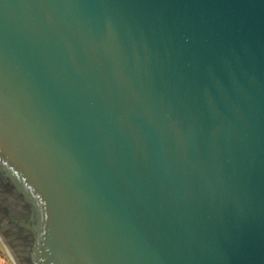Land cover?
<instances>
[{
  "label": "water",
  "instance_id": "water-1",
  "mask_svg": "<svg viewBox=\"0 0 264 264\" xmlns=\"http://www.w3.org/2000/svg\"><path fill=\"white\" fill-rule=\"evenodd\" d=\"M0 241L264 264V0H0Z\"/></svg>",
  "mask_w": 264,
  "mask_h": 264
},
{
  "label": "rangeland",
  "instance_id": "rangeland-1",
  "mask_svg": "<svg viewBox=\"0 0 264 264\" xmlns=\"http://www.w3.org/2000/svg\"><path fill=\"white\" fill-rule=\"evenodd\" d=\"M0 264H14L12 259L9 257L3 244L0 242Z\"/></svg>",
  "mask_w": 264,
  "mask_h": 264
},
{
  "label": "bare ground",
  "instance_id": "bare-ground-1",
  "mask_svg": "<svg viewBox=\"0 0 264 264\" xmlns=\"http://www.w3.org/2000/svg\"><path fill=\"white\" fill-rule=\"evenodd\" d=\"M1 242V241H0ZM2 243V242H1ZM4 246V245H3ZM5 248V247H4ZM7 251V250H6ZM8 253V252H7ZM9 255V254H8ZM10 257V256H9ZM11 258V257H10ZM13 261V260H12Z\"/></svg>",
  "mask_w": 264,
  "mask_h": 264
}]
</instances>
